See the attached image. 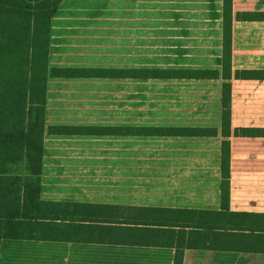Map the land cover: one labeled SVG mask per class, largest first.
Masks as SVG:
<instances>
[{"label":"crops","instance_id":"obj_1","mask_svg":"<svg viewBox=\"0 0 264 264\" xmlns=\"http://www.w3.org/2000/svg\"><path fill=\"white\" fill-rule=\"evenodd\" d=\"M264 0H234L238 12ZM224 0H66L49 68L217 70ZM233 72L264 70V22H233ZM224 80L57 78L47 84L41 197L120 208L221 210ZM231 128L264 129V81L233 75ZM49 127L217 129V137L60 136ZM231 209L264 214V138L232 135ZM172 248L4 240L0 264H174ZM184 264H264V254L185 252Z\"/></svg>","mask_w":264,"mask_h":264},{"label":"trees","instance_id":"obj_2","mask_svg":"<svg viewBox=\"0 0 264 264\" xmlns=\"http://www.w3.org/2000/svg\"><path fill=\"white\" fill-rule=\"evenodd\" d=\"M66 0H0V256L4 240L64 241L264 254V214L231 209L232 135L264 138V129L231 128L233 75L264 81V70L233 72V22H264V12H238L224 0L223 73L217 70L49 68L52 19ZM57 78L224 80L221 210L120 208L44 201L47 84ZM60 136L217 137V129L49 127Z\"/></svg>","mask_w":264,"mask_h":264}]
</instances>
